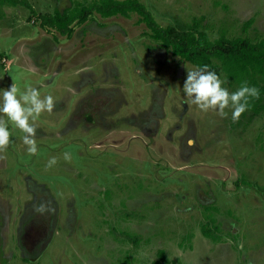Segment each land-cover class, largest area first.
Returning a JSON list of instances; mask_svg holds the SVG:
<instances>
[{
    "label": "rangeland",
    "instance_id": "1",
    "mask_svg": "<svg viewBox=\"0 0 264 264\" xmlns=\"http://www.w3.org/2000/svg\"><path fill=\"white\" fill-rule=\"evenodd\" d=\"M26 1L51 13L89 0ZM139 1L162 26L202 19L211 39L264 37V0ZM35 18L0 6V89L56 101L33 122L35 155L8 121L0 264H151L160 251L166 264H264V110L236 122L201 111L183 94L196 66L145 36L135 13L97 14L69 38Z\"/></svg>",
    "mask_w": 264,
    "mask_h": 264
},
{
    "label": "trees",
    "instance_id": "2",
    "mask_svg": "<svg viewBox=\"0 0 264 264\" xmlns=\"http://www.w3.org/2000/svg\"><path fill=\"white\" fill-rule=\"evenodd\" d=\"M24 5L30 9L31 16L36 17L41 28L56 32L65 37H71L75 25H82L90 17L107 18L111 16L130 17L135 13L139 24H144L145 36L156 42L158 47L190 62L196 67L208 64L218 74L224 72L228 81L238 83L246 81L250 86L260 89L261 96L251 99L253 110L250 119L262 114L264 110V37L255 41L246 35L228 37L221 33L211 39L200 20L193 23L186 30H178L171 25L162 26L153 17L146 5L139 0H89L75 1L63 10L55 9L51 13H36L26 0H0V6ZM253 18L243 25V32L253 23ZM201 26V27H200ZM216 230L218 226H214ZM205 237H211V231L201 227ZM218 236H216L217 238ZM160 259L151 264H166L163 252H159ZM162 261V262H161Z\"/></svg>",
    "mask_w": 264,
    "mask_h": 264
},
{
    "label": "clouds",
    "instance_id": "3",
    "mask_svg": "<svg viewBox=\"0 0 264 264\" xmlns=\"http://www.w3.org/2000/svg\"><path fill=\"white\" fill-rule=\"evenodd\" d=\"M227 83V77L222 79L213 68L204 64L187 71L183 94L201 111L207 112L211 109L221 118H226L229 115L226 109H230L231 119L236 122L250 109V100H258L261 92L258 87L250 86L246 81L242 82L237 90L230 92L226 87ZM55 107L53 96L41 98L39 90L32 86L23 93L14 84L7 89H0V114H3L0 116V151L6 149L11 142L8 125L10 121L24 133L23 142L28 146V153L35 155L38 151L35 139L37 128L33 122L42 113H52ZM4 117H7V120ZM67 158L68 155L65 154V159ZM55 163L56 159L53 157L48 161V166L51 167Z\"/></svg>",
    "mask_w": 264,
    "mask_h": 264
},
{
    "label": "flooded vegetation",
    "instance_id": "4",
    "mask_svg": "<svg viewBox=\"0 0 264 264\" xmlns=\"http://www.w3.org/2000/svg\"><path fill=\"white\" fill-rule=\"evenodd\" d=\"M28 232V231H27ZM38 232H40V229H36L34 232H30L31 233V235H33L34 233L35 234H39ZM35 234H34V236H35Z\"/></svg>",
    "mask_w": 264,
    "mask_h": 264
}]
</instances>
